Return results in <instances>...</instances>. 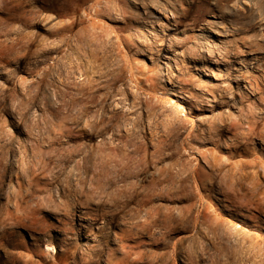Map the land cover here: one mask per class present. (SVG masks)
<instances>
[{
    "label": "rangeland",
    "instance_id": "rangeland-1",
    "mask_svg": "<svg viewBox=\"0 0 264 264\" xmlns=\"http://www.w3.org/2000/svg\"><path fill=\"white\" fill-rule=\"evenodd\" d=\"M0 264H264V0H0Z\"/></svg>",
    "mask_w": 264,
    "mask_h": 264
},
{
    "label": "bare ground",
    "instance_id": "bare-ground-1",
    "mask_svg": "<svg viewBox=\"0 0 264 264\" xmlns=\"http://www.w3.org/2000/svg\"><path fill=\"white\" fill-rule=\"evenodd\" d=\"M88 107V106H87ZM256 127H250V133H255L256 132ZM82 130H83V134H85L86 136H90V138L91 139H93L94 138V136H95V128H91L89 131H87V130H84V128H82ZM150 168V167H149ZM145 172H146V170L145 169H142V170H140L137 174H136V176L137 177H140L141 175H144L145 174ZM162 174L160 173V174H157V173H152L151 175H150V177H151V183H152V186H155V185H157V184H160V183H162V182H164V181H168V180H171L172 179V176H165V177H162L161 176ZM148 176H143L142 178V180H144L145 178H147ZM145 181H146V179H145ZM148 181V180H147ZM187 181V180H186ZM149 194V193H148ZM156 195H158V196H156ZM154 196V197H153ZM155 199H161V200H164V201H169V199L166 197V196H162V194L161 193H159V194H155L154 193V195H152V197L150 198V201H153V200H155ZM160 207V206H159ZM187 215V214H186ZM192 214H190V215H187V217H183V219H182V222H180L179 224H177V225H173L172 226V228L173 229H175V228H178V227H181V226H183L184 225V222L186 221V219L187 220H189L188 218H190V216H191ZM181 218V217H180ZM144 220V219H143ZM139 221V220H138ZM162 222V221H165V219H162L161 218V216L159 215L158 217H156L155 218V211H151L150 209L148 210V213H147V217H146V219L143 221V224H145L146 225V227H142V231H144V230H147L148 232H152V229H153V226L154 225H157L158 224V222ZM214 223V222H213ZM213 223H211V224H209L212 228H213V231L215 232V234H217V236L218 237H221L222 239H229L230 238V233H224L223 231H220V227H219V225H214ZM135 225H136V223H134ZM133 227H135V226H133ZM188 229V228H187ZM155 230V229H154ZM203 231V230H202ZM206 235H207V233H206ZM212 235V234H211ZM143 237V236H142ZM147 237V236H146ZM194 236H190V237H188V238H193ZM241 237V236H240ZM153 239H155V240H157L158 238L157 237H154ZM233 241H234V239H233ZM237 243V242H236ZM161 244H164V245H168V243L167 242H162ZM229 248L228 247V245L227 244H225V246H223V247H221V249L222 248ZM237 248V247H236ZM239 249V248H238ZM175 250H176V248H175ZM193 256H194V252H191V253H189L188 254V257L186 258V259H188L189 261H193Z\"/></svg>",
    "mask_w": 264,
    "mask_h": 264
}]
</instances>
